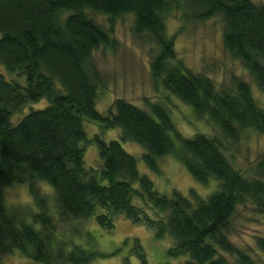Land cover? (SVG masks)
<instances>
[{"label": "trees", "instance_id": "trees-1", "mask_svg": "<svg viewBox=\"0 0 264 264\" xmlns=\"http://www.w3.org/2000/svg\"><path fill=\"white\" fill-rule=\"evenodd\" d=\"M88 12L104 14L108 22L99 24ZM175 12L185 22L220 16L224 48L264 94V0H0V64L12 74L7 79L0 73V189L28 184L41 208L33 188L46 181L58 195L61 213L73 220L94 218L112 230L122 215L154 229L158 239L172 238L167 254L185 255V264H253L228 232L239 205L251 204L264 215V151L243 172L233 163L230 142L245 129L264 136V106L242 77L232 75L228 85L217 86L184 65L165 24ZM121 14H133L134 35L156 47L150 65L154 81L192 106L200 118L206 115L217 128L215 134L184 136L163 102L148 100L144 109L117 98L106 113L97 110L101 77L91 54L115 44L114 20ZM42 98L48 100L45 107L10 123L27 104ZM85 121L119 128L121 140L144 149L143 162L152 171L158 172L161 157L173 154L192 177L202 183L215 179L217 188L206 197L194 189L187 195L159 194L118 140L98 135L87 139ZM90 142L98 148L100 169L84 166V145ZM138 197L164 215L148 216L133 204ZM15 213L0 193V252L16 250L42 264H89L121 252L100 251L90 232L84 234L86 245L58 243ZM34 217L46 218L43 212ZM258 244L264 251L263 238ZM137 256L145 263L141 249ZM123 263L131 264L127 256Z\"/></svg>", "mask_w": 264, "mask_h": 264}, {"label": "rangeland", "instance_id": "rangeland-1", "mask_svg": "<svg viewBox=\"0 0 264 264\" xmlns=\"http://www.w3.org/2000/svg\"><path fill=\"white\" fill-rule=\"evenodd\" d=\"M261 1V0H255ZM96 22L106 25L108 17L101 13L88 12ZM166 29L174 37L176 56L193 72H200L210 77L217 86L228 85L232 75L242 77L249 82L256 101L264 106V94L250 78L242 64L224 48L222 43V20L220 16L195 22H185L179 12L170 15L166 20ZM133 14H121L114 20L113 46H100L91 54V61L99 71L101 83L97 90L96 108L106 113L117 98H123L132 104L146 107V101L163 102L169 109L171 119L184 136L190 137L195 133L213 135L217 128L205 115H196L192 106L183 103L169 93L159 83L154 81L151 73V60L156 47L143 37L134 35ZM0 73L7 79L11 73L0 64ZM25 78H21L24 82ZM48 104L46 98L27 104L22 112L11 117L10 123L16 124L29 110L41 109ZM84 129L87 139L95 135L108 141L118 140L123 148L137 160L140 174L147 175L154 190L168 197L178 191L184 195L194 189L202 197H206L217 188V180L210 179L202 183L192 177L173 154H167L158 161V172L149 169L143 162L144 149L132 141L121 140L119 128L105 129L94 121H85ZM176 143V142H175ZM177 144V143H176ZM84 166L100 169L102 161L94 142L84 145ZM234 165L248 173V169L258 161L264 151V136L254 129L242 130L237 141L230 142ZM250 172V171H249ZM134 187H139L138 182ZM34 193L42 201V207L31 194L28 184L3 186L0 193L4 202L16 211L19 218L31 223L42 234L49 235L58 243L70 245L84 243V234L90 232L95 239L97 249L111 253L121 249L114 255L97 258L89 264H124L123 258L128 257L131 264H185L186 256H171L167 250L173 245L169 236L162 239L155 237L154 229L141 224H134L122 215L114 221L112 230H106L98 225L94 218L73 220L63 215L59 209V198L54 188L46 181L34 183ZM133 204L146 211L153 219H159L163 213L154 210L145 197L133 199ZM45 214L44 221L37 220V213ZM228 238L238 249L245 252L253 264H264V251L258 244V239H264V215L257 213L251 204L239 205L230 221ZM136 240V243H135ZM127 241L126 244H123ZM137 246V247H135ZM145 254V263L137 256V251ZM230 261L234 257L222 253ZM1 264H42L36 260L21 255L16 250L1 251ZM69 264V263H62Z\"/></svg>", "mask_w": 264, "mask_h": 264}]
</instances>
